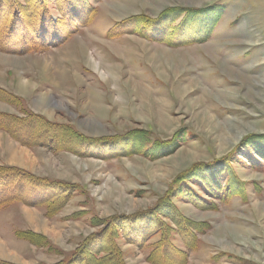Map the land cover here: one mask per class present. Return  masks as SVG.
<instances>
[{"label":"rangeland","instance_id":"rangeland-1","mask_svg":"<svg viewBox=\"0 0 264 264\" xmlns=\"http://www.w3.org/2000/svg\"><path fill=\"white\" fill-rule=\"evenodd\" d=\"M84 1L68 3L66 18L64 0H1L0 87L17 100L0 98V113L20 118H12L14 135L32 138L0 128V167L40 180L35 186L0 170L9 189L0 206V259L66 262L110 219L123 227L114 231L126 264H154L149 256L161 235L153 229L162 223L175 228L170 245L184 253L183 264H264V0ZM203 7L214 9L209 28L193 30L184 12L172 24L166 20L177 13L162 15ZM13 10L22 16L12 18ZM40 13L52 21L37 23ZM195 166H216L222 184L213 196L185 186L197 201L172 198L184 222L197 225L181 235L163 197ZM62 184L69 197L49 215L35 203ZM136 227L154 232L146 244L125 236ZM20 230L45 235L54 250Z\"/></svg>","mask_w":264,"mask_h":264},{"label":"trees","instance_id":"trees-1","mask_svg":"<svg viewBox=\"0 0 264 264\" xmlns=\"http://www.w3.org/2000/svg\"><path fill=\"white\" fill-rule=\"evenodd\" d=\"M39 1L43 4H45V0H39ZM68 1H70V2H68ZM80 1H82V0H80ZM74 2H75V0H72V1L71 0H64L65 4H63L64 6H63L62 10L66 9V18L70 17V10L67 9V5L70 4L71 6H73ZM84 2H85L84 7L85 6L88 7V5H87L88 1L85 0ZM2 8H3L2 2L0 0V12H1ZM42 10H43V8H42ZM89 10H90V8H87L85 10L86 13H85L84 18L87 16V13ZM213 11H214L213 7L183 8V9L182 8H175V9L167 10L165 13H162V15L163 16L169 15L172 12L177 13L176 15L172 14L173 16H171V18L166 20V21H168V23L172 24L175 21L174 17L181 14V12H184L185 18L183 20V23H185V24H192L193 22L196 23L195 28L193 29V30H196L198 28L202 29V28H206V27L207 28L211 27L212 22L214 21V17H212L210 13ZM77 14H79V13H77ZM19 16H22L21 11H16V10L14 11L13 10L12 18L13 17L18 18ZM43 16H46V13H45V15H43L42 13L39 14V18H38V20H36L37 23H40V22L44 23L46 21L51 20V19H48V17L46 16L48 20L43 21ZM79 16L80 15H76L74 18H77ZM80 18L83 19L82 16ZM151 21H159L160 23L163 22V21H160L159 19H157V20L148 19V22H151ZM43 23H40V24L42 26H44ZM160 23H157V26H159ZM27 25L28 24H25L23 21H22V23H20V27L22 28L21 33L23 36L25 35L26 32L29 34V26H27ZM9 30H10L9 33L11 35H9L7 37L8 39L11 38V36L13 35V32H14L12 28L10 29V26H9ZM174 30H178V29L176 27H174ZM44 32L46 33L45 30H44ZM44 32H41V33L44 34ZM41 33L37 32L38 36H40ZM56 33L58 34L59 31L56 29L53 30L51 37ZM161 40L168 41V42L172 43V40H170V39L165 40L162 38ZM0 98H3L4 100H8L12 103L16 102V100H17V96L15 94L7 91L6 89H4L2 87H0ZM14 117H16V116H9L6 113L5 114L0 113V128H3L5 130L9 131L11 134H13L11 131V128H12L11 126H14V124L20 120V118L16 117L17 121L16 120L12 121V118L14 119ZM27 118H29V117H27ZM37 118L40 121L42 119V117H38V116H37ZM24 119H26V118H24ZM43 131L46 132V133H43V134H45V136H47V134L50 133L46 129H44ZM57 133H58L57 129L55 131H53L54 135H57ZM74 135H75L74 137L72 136L73 138H77V137L80 139L83 138L81 134H74ZM13 136L16 139L19 138L22 141H24L22 138H27L28 141H30L32 138L31 135L26 136V137H22L21 135L17 136V135L13 134ZM133 136H135V139L140 143L139 145H141V144H143V146L146 145L147 139L144 138L143 135H133ZM104 142L106 144H110L112 141L109 142L108 140H104ZM220 164H222V163H219L216 166H219ZM216 166H214V167L209 166L207 168L195 166L193 168H190L188 170L189 173L187 175H185L182 178H179V180H177L175 182L174 186H176V185L178 186L177 191L174 193L175 188H172L163 197L164 203H167L166 204L167 209H165V211L166 210L169 211L167 213V215H165V216L168 217L169 219L173 220V221H176V222H179L178 220H180L179 226H180L181 231L179 230V233H181V235L183 233L182 230H184L185 226L195 227L197 225L191 221L184 222L187 219L182 217L184 215L182 213H180L178 207L176 205H174L172 198L177 194H180V196L189 195L190 198H194L197 201L200 198L198 197V195L196 193H194V195H193V192L190 193L191 190L189 191L188 189H184L185 186L191 187L193 185L200 186L201 187L200 189L205 194L213 196L214 195L213 193L217 192L221 188V187L219 188L218 186L222 184V179H221V181H220V179H218L219 174H220L219 171L217 169L216 170L212 169V168H216ZM0 170H4L5 176L7 178L10 176H15L17 178H21L22 180L30 181L29 183H31V184L36 183V182L33 183L32 181H36V180L39 181L40 180L39 177H36L35 175H32L31 173H28L25 170H18L15 167H0ZM201 170H202V172H204L205 175H207L206 172H208V177H207L208 179H206V181H204V182L200 181V178H203L202 176L199 175L201 173ZM221 173H222V171H221ZM2 177L5 178L4 176H2ZM7 178L0 180V206L3 205V200L7 196V191L9 190L6 186L7 185ZM226 180L227 179H223L224 182ZM229 182H233V179H229ZM37 184L38 183H36L35 186ZM66 189H67L66 186L62 184V188L60 189L61 192L59 194H57L55 197L50 198V199H47V198L44 199L43 198L40 201H37L35 204L48 206L47 214L52 215L53 213H55L56 208H58V207H56L58 205V203L59 204L61 203V205H62V204H64V202L67 201V199L69 197V193H68V190H66ZM227 189H228V192L231 191V189L229 190V183L227 184ZM17 190H18L16 192L17 197L14 199H19L21 196L20 192L22 191V188L19 189V187H17ZM104 220H105V222L103 221V224H105V225H104L103 230H100L98 233L91 235L90 237H88V239L83 241V243L79 247H77L76 250L70 255V258L68 257L69 259L66 262H65V260H61L57 264H126L124 257H123V251L115 241V239L119 235V231H120L119 230L116 233V231H114V230H117L115 227L118 226V228H119V227H121V224L116 223L115 221H111L110 219H108V220L104 219ZM133 221L134 220L131 221V219H130V222H129L130 226L133 225ZM111 227H112V229H111ZM121 229H123V227H121ZM174 229L175 228L171 224L162 223L158 227H156V229H153V230H155V233L152 231H147V229H145V230L137 229V227H136L134 229L132 228L131 230L127 229L125 236H131L132 234L139 236L141 239H134V240H137L136 242H139V246H141L142 245L141 243H143V242H145V244H146L147 240H149V238L151 236L150 234L159 233L161 235V237L158 241H156L155 243L152 244L154 246V248H153V250L149 256L150 259H153L154 264H165L164 261H171V262H173V264H181V263L183 264L182 259L184 257V255H183L184 253H182V251H178V249L176 247H174V245H170L171 236H172V232ZM107 230L110 233L107 234ZM137 231H140V233L136 234ZM177 233H178V229H177ZM17 234L20 237L31 241L32 243L36 244L39 247H47L50 250H54V248L50 244L48 238L43 234L34 232L32 230H20L17 232ZM187 246H188V248L193 247V243H191V241L190 242L188 241ZM0 264H18V263H14V262H10V261L0 259Z\"/></svg>","mask_w":264,"mask_h":264},{"label":"bare ground","instance_id":"bare-ground-1","mask_svg":"<svg viewBox=\"0 0 264 264\" xmlns=\"http://www.w3.org/2000/svg\"><path fill=\"white\" fill-rule=\"evenodd\" d=\"M96 66V65H95Z\"/></svg>","mask_w":264,"mask_h":264}]
</instances>
